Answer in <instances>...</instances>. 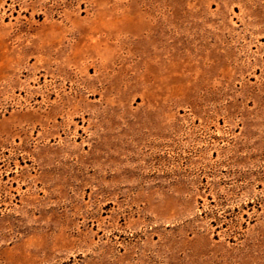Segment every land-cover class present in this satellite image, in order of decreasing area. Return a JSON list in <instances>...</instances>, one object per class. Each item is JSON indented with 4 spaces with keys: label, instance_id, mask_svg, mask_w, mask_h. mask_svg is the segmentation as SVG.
<instances>
[{
    "label": "rangeland",
    "instance_id": "obj_1",
    "mask_svg": "<svg viewBox=\"0 0 264 264\" xmlns=\"http://www.w3.org/2000/svg\"><path fill=\"white\" fill-rule=\"evenodd\" d=\"M0 264H264V0H0Z\"/></svg>",
    "mask_w": 264,
    "mask_h": 264
}]
</instances>
